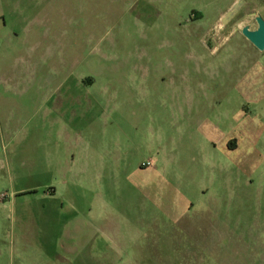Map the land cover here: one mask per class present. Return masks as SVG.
<instances>
[{"label": "rangeland", "instance_id": "374dc122", "mask_svg": "<svg viewBox=\"0 0 264 264\" xmlns=\"http://www.w3.org/2000/svg\"><path fill=\"white\" fill-rule=\"evenodd\" d=\"M234 1L0 0V264H264Z\"/></svg>", "mask_w": 264, "mask_h": 264}, {"label": "flooded vegetation", "instance_id": "af4514ba", "mask_svg": "<svg viewBox=\"0 0 264 264\" xmlns=\"http://www.w3.org/2000/svg\"><path fill=\"white\" fill-rule=\"evenodd\" d=\"M252 2L255 6L259 7L264 13V0H252ZM246 4L247 0H235L234 2H232L228 9L221 13L220 16L217 18L218 30L223 31L227 27H230L231 24H234L235 21L240 20V18L247 17L250 19V25L238 26L235 29V32H237L239 36L247 40L242 35L241 29L244 26H247L250 31L255 30L258 26L256 22V17H260L264 21V14H262L261 12H256L254 9H247ZM228 11H232V13L230 14V16L226 17ZM250 46L254 47L252 44Z\"/></svg>", "mask_w": 264, "mask_h": 264}, {"label": "water", "instance_id": "95a60500", "mask_svg": "<svg viewBox=\"0 0 264 264\" xmlns=\"http://www.w3.org/2000/svg\"><path fill=\"white\" fill-rule=\"evenodd\" d=\"M235 8V7H234ZM232 11H228L226 17L230 16ZM258 24L255 30L250 31L247 26L241 29L242 35L258 50L264 49V21L260 17H256Z\"/></svg>", "mask_w": 264, "mask_h": 264}]
</instances>
